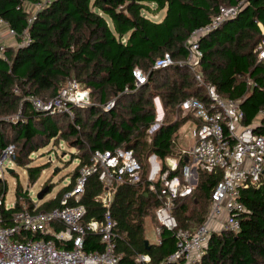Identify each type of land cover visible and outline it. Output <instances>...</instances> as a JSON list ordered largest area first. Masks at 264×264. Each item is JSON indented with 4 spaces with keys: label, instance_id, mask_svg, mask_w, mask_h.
<instances>
[{
    "label": "trees",
    "instance_id": "1",
    "mask_svg": "<svg viewBox=\"0 0 264 264\" xmlns=\"http://www.w3.org/2000/svg\"><path fill=\"white\" fill-rule=\"evenodd\" d=\"M36 3L0 0V17L19 37L27 32L31 39L26 46L9 48L8 61L0 58V156L15 145V165L25 168L29 184H35L45 167H32L31 155L46 142L59 139L77 150L79 166L71 183L41 205H35L17 184L16 202L3 211L1 226H11L13 215L24 207L49 211L61 206L64 194L76 183L79 169L91 164L97 150L132 149L141 163L153 155L163 163L173 156L175 134L194 119L182 116L180 105L191 97L207 101V94L197 86L189 67L176 64L155 69L154 65L166 54L175 62L185 61L191 34L208 26L221 7H236L239 13L200 41L203 74L222 97L241 103L245 126L252 125L264 110V60L258 59L257 52L264 42V0H53L29 24L32 13L26 5ZM164 10L160 22L150 18ZM135 69L148 75V82L141 87L133 76ZM69 80L90 89L92 98L98 95L102 104L113 95L116 107L108 112L96 105L74 109V119L34 109L31 97L50 101ZM153 97L160 98L166 117L150 138L148 132L157 118ZM14 115L21 119L10 121ZM185 162L183 159L181 165ZM143 166L142 182L119 186L110 208L118 222L120 264H187L184 260L168 261L177 251L173 231L162 229L159 242L146 244L145 221L161 202L149 190L150 167ZM178 174L171 172V176ZM222 174L201 172L194 194L176 201L173 213L180 228L193 231L207 222L211 195ZM103 190L98 176L89 178L79 202L86 208V221L103 219L107 209L98 200ZM7 192L2 183L0 199L5 201ZM240 201L246 207L240 232L214 233L197 264H264V179L243 189ZM63 229L58 226L56 231ZM30 237L39 240L41 236ZM44 238L53 239L51 235ZM59 246L71 249L70 244ZM85 251H103L97 234L86 237ZM141 256L150 257V262H139Z\"/></svg>",
    "mask_w": 264,
    "mask_h": 264
},
{
    "label": "built area",
    "instance_id": "2",
    "mask_svg": "<svg viewBox=\"0 0 264 264\" xmlns=\"http://www.w3.org/2000/svg\"><path fill=\"white\" fill-rule=\"evenodd\" d=\"M52 2L37 0L36 4H27V10L32 13L29 24L33 23L38 12L49 7ZM238 13L236 7H221L208 26L191 34L187 42L189 55L185 61L175 62L166 54L154 65L155 69H165L176 64L189 67L194 73L197 86L205 89L207 94V101L191 97L180 105L183 112L192 113L198 120V126L193 131L195 145L188 153L184 152L190 158L189 162L181 169L178 166L165 169L155 155L149 158V190L161 202L155 211L159 231H173L177 241V251L168 259L169 262L184 260L187 264H197L205 255L214 233H239L241 215L246 212L245 205L240 201L241 191L258 185L264 179V132L256 133L264 131V110H260L255 125L245 126L240 102L222 97L216 86L206 80L201 67L202 38L224 22L234 19ZM29 43L31 39L27 32L19 37L10 23L0 17L1 59L8 61L6 53L9 48L23 47ZM257 52L258 59L264 60V42L258 46ZM133 76L138 87L148 82V75L141 69H135ZM30 101L39 113L67 114L71 119L75 118L74 109L91 106L90 89H85L77 80H69L68 85L51 101L36 97H31ZM113 106L114 103H108L103 110L108 112ZM154 130L152 126L151 131ZM15 155V145L4 150L0 156V171L4 170L7 162L15 166ZM143 171L144 166L132 149L95 151L91 164L79 169L76 183L72 190L64 194L61 206L49 211L24 207L13 215L11 226L0 225V264H120L121 255L117 253L118 222L110 208L117 188L141 183ZM171 172L179 174L171 176ZM201 172L223 173L211 195L210 217L207 223L193 231L180 228L173 213L176 201L194 194ZM92 176H98L104 186L98 200L107 211L101 221H86V208L79 204ZM70 201L76 204L70 206ZM9 209L6 202L0 199V223L3 211ZM58 226L64 229L56 231ZM89 233L100 237L103 251H85V239ZM37 235L41 236L39 240L30 237ZM48 235L53 239L45 240L44 237ZM59 244H70L71 249L60 247ZM138 261L148 263L150 257L141 256Z\"/></svg>",
    "mask_w": 264,
    "mask_h": 264
},
{
    "label": "rangeland",
    "instance_id": "3",
    "mask_svg": "<svg viewBox=\"0 0 264 264\" xmlns=\"http://www.w3.org/2000/svg\"><path fill=\"white\" fill-rule=\"evenodd\" d=\"M166 11H161L158 15H150V18L155 20L163 19L165 17ZM68 82H65L60 91L64 89ZM87 89V88H85ZM59 93V92H58ZM96 99L91 94L90 90V103L91 105H96L101 109L105 108L108 103H114V106L111 110L116 107L117 99L110 95L108 98V102L106 104H102L98 99V95L95 96ZM152 100L155 108L156 115L160 112L158 97H153ZM53 100V99H52ZM51 101V100H50ZM162 103V102H161ZM163 108V106H162ZM163 111L166 112L163 108ZM172 113V112H171ZM175 113V112H174ZM189 115L187 113L182 112V116ZM175 118V116H171ZM10 121H19L21 117L16 115L8 118ZM157 124H160L157 123ZM194 125L192 122H189L182 126L177 133L178 138L180 139V143L188 148L193 138ZM154 132L149 131V136H153ZM75 154H77V150L70 146L64 140H52L50 142H46L45 146L34 152L31 155L32 159V167L36 166H44L45 171L42 173L40 179L35 184H29L28 173L27 170L23 167L12 166L9 162L6 163V166L3 171H0V186L1 184H6L8 188V192L5 196V202L7 207H12L16 202V189L17 184H20L22 187L23 193L27 192L30 197L34 200L35 205H41V203L53 199L56 195L67 185H69L70 180L73 177L77 167L79 166V161L75 160ZM152 158V156H151ZM151 159H148L142 164L147 165V167H151ZM12 166L13 168H10ZM10 168V169H9ZM9 169V170H7ZM13 170V173L10 171ZM53 190L52 193L49 194L50 190ZM41 193H45L42 199H38V196ZM215 224V223H213ZM146 226V239L150 244L157 243L160 238V232L158 228L157 221L155 219V213H152L151 217L147 218L145 221ZM216 226V224H215Z\"/></svg>",
    "mask_w": 264,
    "mask_h": 264
},
{
    "label": "crops",
    "instance_id": "4",
    "mask_svg": "<svg viewBox=\"0 0 264 264\" xmlns=\"http://www.w3.org/2000/svg\"><path fill=\"white\" fill-rule=\"evenodd\" d=\"M30 5V4H29ZM161 20H163V19H159V20H157V19H155V21H158V22H160ZM261 26V25H260ZM261 29H262V32H263V34H264V29H263V27L261 26ZM203 72V71H202ZM158 102H159V108H160V112H158L157 113V118H156V123L154 124V126L155 125H158V128L157 129H155L154 130V133L155 132H157L159 129H160V127L162 126V124L164 123V121H165V113H164V111H163V108H162V103H161V100H160V98L158 97ZM241 104V103H240ZM183 113H187V114H189V115H191L194 119L193 120H191V121H189V122H192L193 123V125H194V128H196L197 126H198V120L194 117V115L192 114V113H190V112H183ZM186 116V115H185ZM258 121V116L256 117V119H255V121L253 122V124L252 125H255V123ZM160 122V124H157V123H159ZM189 122H187V123H189ZM186 123V124H187ZM250 126V125H249ZM151 130V129H150ZM149 130V131H150ZM180 130V129H179ZM179 132V131H178ZM177 132V133H178ZM149 133V132H148ZM177 133L175 134V145H174V152H175V154L173 155V156H171V157H169V158H167L166 159V161H165V163H163V161H161V163H162V165L164 166H166V168L167 169H171L172 167H174V166H178V169H181L183 166H184V164L183 165H181V161L184 159L186 162H185V164L186 163H188L189 162V160H190V158L188 157V156H186V155H184V152H187L188 153V151H190L193 147H194V145H195V139H194V137L192 138V142L190 143V146L188 147V148H185L180 142V139L178 138V135H177ZM154 135V134H153ZM152 136H150V138H151ZM179 171V170H178ZM197 188V187H196ZM210 211H211V207H210ZM209 217H210V213H209ZM209 217H208V219H209ZM207 222H208V220H207ZM206 222V223H207ZM158 242H159V240H158ZM149 243V242H148Z\"/></svg>",
    "mask_w": 264,
    "mask_h": 264
},
{
    "label": "water",
    "instance_id": "5",
    "mask_svg": "<svg viewBox=\"0 0 264 264\" xmlns=\"http://www.w3.org/2000/svg\"><path fill=\"white\" fill-rule=\"evenodd\" d=\"M154 127H155V129H157V128H158V125H155ZM10 172L13 173V170H11ZM44 194H45V193H41V194L38 196V199H42L43 196H44ZM146 244H147V245L149 244L148 241L146 242Z\"/></svg>",
    "mask_w": 264,
    "mask_h": 264
}]
</instances>
